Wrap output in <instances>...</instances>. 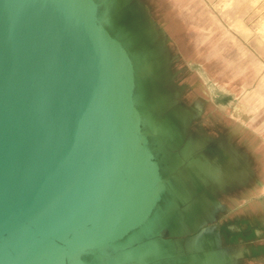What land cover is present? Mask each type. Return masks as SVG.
<instances>
[{
  "label": "water",
  "instance_id": "water-1",
  "mask_svg": "<svg viewBox=\"0 0 264 264\" xmlns=\"http://www.w3.org/2000/svg\"><path fill=\"white\" fill-rule=\"evenodd\" d=\"M116 9L0 0V264H143L165 132Z\"/></svg>",
  "mask_w": 264,
  "mask_h": 264
},
{
  "label": "crops",
  "instance_id": "crops-1",
  "mask_svg": "<svg viewBox=\"0 0 264 264\" xmlns=\"http://www.w3.org/2000/svg\"><path fill=\"white\" fill-rule=\"evenodd\" d=\"M214 106L197 109L186 135L173 116L162 119L170 186L155 230L132 247L135 261L264 264V137L229 117L233 103Z\"/></svg>",
  "mask_w": 264,
  "mask_h": 264
},
{
  "label": "rangeland",
  "instance_id": "rangeland-1",
  "mask_svg": "<svg viewBox=\"0 0 264 264\" xmlns=\"http://www.w3.org/2000/svg\"><path fill=\"white\" fill-rule=\"evenodd\" d=\"M116 10L151 68L141 82L160 123L173 116L186 135L197 109L233 103L229 117L264 137V0H118Z\"/></svg>",
  "mask_w": 264,
  "mask_h": 264
}]
</instances>
